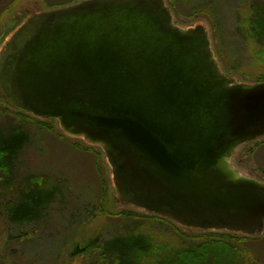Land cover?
Here are the masks:
<instances>
[{"label":"water","instance_id":"obj_1","mask_svg":"<svg viewBox=\"0 0 264 264\" xmlns=\"http://www.w3.org/2000/svg\"><path fill=\"white\" fill-rule=\"evenodd\" d=\"M0 50V96L105 150L122 202L182 226L259 234L264 181L230 163L264 135V81L221 75L205 26L164 0L35 13Z\"/></svg>","mask_w":264,"mask_h":264},{"label":"rangeland","instance_id":"obj_2","mask_svg":"<svg viewBox=\"0 0 264 264\" xmlns=\"http://www.w3.org/2000/svg\"><path fill=\"white\" fill-rule=\"evenodd\" d=\"M164 1L173 25L205 26L225 77L255 83L264 74L263 45L243 28L252 4L264 0ZM43 10L40 0L17 2L0 21V49L9 37L7 30ZM39 119L52 127L41 126ZM14 129L27 141L14 167L0 169V264H119L112 246L123 245L118 238L132 236L145 242L126 264H264V232L183 227L122 202L100 145L67 135L59 120L19 114L0 96V136ZM232 156V166L242 175L264 181V136L242 144ZM34 192L52 197L40 207V216L20 225L11 221L7 205L23 202L27 209L26 194ZM206 232L219 234L207 237Z\"/></svg>","mask_w":264,"mask_h":264},{"label":"trees","instance_id":"obj_3","mask_svg":"<svg viewBox=\"0 0 264 264\" xmlns=\"http://www.w3.org/2000/svg\"><path fill=\"white\" fill-rule=\"evenodd\" d=\"M19 1L20 0H0V21L3 19L5 15L12 12L14 5ZM80 1H84V0H40L45 10L74 5L75 3H78ZM251 11H252L251 17L246 21V23L244 20L243 28L245 29L247 28L249 34H252L258 40V42H260V44L263 45V49H264V1L254 2L251 6ZM28 17L26 18L24 17V19H22L18 27ZM11 30L14 31L15 28ZM13 31L7 30V32H9L8 35L10 36V34H12ZM256 81L258 82L264 81V74H261ZM17 112L24 116L27 114L30 115L25 111L22 112L20 110H17ZM38 123L41 126L47 127L49 129L52 127L51 125L47 124L44 120L39 119ZM9 132H10L9 134H5V135L3 134L0 136V169L2 167H5L6 165L9 166L10 168L14 167L13 163L16 156L18 155L17 153L19 152V150L23 148V146L26 144L27 141L26 135H23L21 132L17 131L16 129ZM26 198L27 201L29 202L27 208L28 210L26 209L27 204L25 205V203L23 202L21 203L10 202L6 208L10 216V220L19 225L24 223H29L30 221H34V219H37L40 216V214L37 213L40 210V207L45 206L52 197L51 195L48 198L42 197L40 193L34 192L33 194L32 193L26 194ZM33 212H36V214L32 215ZM206 233L209 234L207 235V237L210 236L216 237L219 234V233L216 234L214 232H212L214 234H211L210 232H206ZM118 241H121L123 245H119V247L117 246L116 248L112 246L113 247L112 251H117L119 253V255L115 257L117 260H119V264L130 263L132 261L131 253L134 252L135 250L141 249V247L145 242L142 241L141 238H137L133 236L129 238H118L116 242Z\"/></svg>","mask_w":264,"mask_h":264},{"label":"bare ground","instance_id":"obj_4","mask_svg":"<svg viewBox=\"0 0 264 264\" xmlns=\"http://www.w3.org/2000/svg\"><path fill=\"white\" fill-rule=\"evenodd\" d=\"M169 219V218H168Z\"/></svg>","mask_w":264,"mask_h":264}]
</instances>
